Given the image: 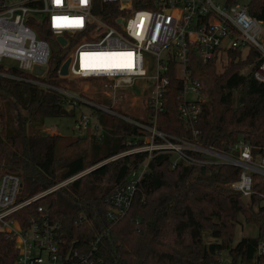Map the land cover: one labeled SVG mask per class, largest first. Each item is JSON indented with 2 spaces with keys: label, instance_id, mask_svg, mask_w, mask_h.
<instances>
[{
  "label": "trees",
  "instance_id": "16d2710c",
  "mask_svg": "<svg viewBox=\"0 0 264 264\" xmlns=\"http://www.w3.org/2000/svg\"><path fill=\"white\" fill-rule=\"evenodd\" d=\"M225 2L243 3L250 15L264 20V0ZM191 57L190 66L206 97L198 120L191 126L182 117L180 83L171 72L158 127L185 139H193L196 128L197 141L225 154H234L233 146L240 139L258 152L264 146V83L254 77L261 62L258 53L251 50L243 56L240 50H231L221 69L218 58L203 62L194 54ZM32 77L29 71L0 64V180L4 173L20 176L23 187L18 201L131 148L133 143L128 142L136 133L134 126L107 113L100 115L103 132L93 134L87 148L81 147L83 138L62 144V134L42 128L31 131L33 122L76 114L75 109H66L57 91L25 79ZM46 79L69 89L77 88L73 81L85 80L60 76L58 66L48 70ZM89 81L98 88L99 80ZM146 160L144 152L109 160L36 198L11 217L26 230L33 220L40 222L43 214L49 215L59 225L56 238L62 251H93L100 264H224V251L231 264H264V256L256 253L264 239L260 195L264 177L254 175V191L245 203L242 194L229 186L241 168L229 163L193 165L181 160L172 166L171 154H156L148 161L149 169L138 182L127 212L110 216L107 197L128 180L133 167ZM240 216L256 225L258 235L243 236L235 243L238 224L244 222ZM18 255L14 233L0 230V264H14Z\"/></svg>",
  "mask_w": 264,
  "mask_h": 264
},
{
  "label": "built area",
  "instance_id": "2783aa9c",
  "mask_svg": "<svg viewBox=\"0 0 264 264\" xmlns=\"http://www.w3.org/2000/svg\"><path fill=\"white\" fill-rule=\"evenodd\" d=\"M60 36L66 39L65 44L58 41ZM53 42H57L59 51L71 49L65 77L99 80V92L111 100L110 105L103 104L87 97V88L69 89L46 78H25L57 91L66 109H90L76 117L72 131L79 138L90 139L103 132L100 115L107 113L134 126L136 133L129 139L131 148L23 201H18L23 187L20 176L2 175L0 230L15 235L19 255L14 264H100L93 251H62L56 238L59 225L49 215L43 214L40 222L33 220L24 230L11 214L105 162L131 153L144 152L147 160L133 167L128 180L107 197L109 215L114 218L127 212L138 182L149 169L148 161L159 153L171 154L172 166L183 160L193 165L229 163L240 167L239 177L230 186L250 198L254 175L264 177V146L255 152L250 143L240 139L233 146L234 154H225L197 141L196 128L193 139H185L158 127L171 72L180 83L178 109L182 117L191 126L198 120L206 97L190 66L193 54L203 62L214 58L220 62L227 60L231 50H240L243 56L256 51L261 62L254 77L264 83V20L250 15L245 4L227 5L225 0H0V64L11 61L10 67L43 76L50 68ZM150 57L157 61L152 75ZM62 65L58 66L60 76ZM43 66L41 74L34 71ZM125 103L133 114L117 109ZM260 195L264 202V193ZM43 250L48 252L45 257ZM256 253L264 256V239L258 242Z\"/></svg>",
  "mask_w": 264,
  "mask_h": 264
},
{
  "label": "rangeland",
  "instance_id": "374dc122",
  "mask_svg": "<svg viewBox=\"0 0 264 264\" xmlns=\"http://www.w3.org/2000/svg\"><path fill=\"white\" fill-rule=\"evenodd\" d=\"M70 51H71V49H69V48H65V49L60 50V51H55L53 48L52 54H51V64L49 65V67L55 68V67L63 64V62L66 59H68ZM225 61L219 62L220 69L223 67ZM5 64L6 65H12V62L6 61ZM156 65H157L156 59H153L152 57H150V64H149V74L150 75H152L156 72V67H157ZM47 76H48V71L43 76H36L35 75V78L44 79ZM72 85L76 86L77 87L76 89L83 90V91L85 88H87V91H84L85 95L87 97L97 101V102H101V103L107 104V105L111 104V100H108V98L103 93L99 92V89H100L99 85H97L98 88H96V84L92 85L91 81H89V80H83V81L76 80V81H73ZM138 89H137V91H138ZM117 109L120 111H123L125 113H129V114L134 113L133 110L128 106L127 103H125L124 105H120V106L118 105ZM86 110L90 111V109L87 106H82L76 110V114L74 116L63 115V116H59V117H47L44 120H42V123L37 124L36 122L35 123L33 122L32 125H30L31 126L30 130L35 132L38 129L42 128L43 131L46 133L62 134L63 136H65V140L62 141V144L69 143L72 141H76L77 138H79V137L77 136L76 132L72 131L71 128L74 124V120L76 119V117L79 116L81 111H86ZM8 118L10 120V117H8ZM9 120L7 119V121L11 124V122ZM89 144H90L89 138L83 139L81 141V147H83V148L89 147ZM59 153L64 154V151L59 150ZM229 186H230V183H229ZM240 219L244 221L242 216H240ZM238 225H239V228L236 229V234H235V238H234L235 243L239 239H241V237H243V236H246V235L257 236L258 235V229H257L256 225L248 224L245 221L241 224H238ZM28 235H30V232H28ZM36 251L37 250H35V252ZM42 254L45 257V256H47L48 252L46 250H43ZM221 258H222V261L224 264H231V257L227 251L222 252ZM50 264H58V263H50Z\"/></svg>",
  "mask_w": 264,
  "mask_h": 264
},
{
  "label": "water",
  "instance_id": "95a60500",
  "mask_svg": "<svg viewBox=\"0 0 264 264\" xmlns=\"http://www.w3.org/2000/svg\"><path fill=\"white\" fill-rule=\"evenodd\" d=\"M96 12H98L97 6H96ZM58 41L61 42L62 44H65L66 43V39L64 37H62V36L58 37ZM53 48H54L55 51H59V46H58L57 42H53ZM69 62H70V59H67L63 63V65L61 67V71H60V74L61 75L66 76L68 74V65H69ZM44 69H45L44 66L41 67V68L40 67L39 68L37 67V68L34 69V71L36 73H38V74H41L44 71ZM242 200L245 203L248 202L247 198H245L244 196H242Z\"/></svg>",
  "mask_w": 264,
  "mask_h": 264
},
{
  "label": "snow or ice",
  "instance_id": "6c2138e0",
  "mask_svg": "<svg viewBox=\"0 0 264 264\" xmlns=\"http://www.w3.org/2000/svg\"><path fill=\"white\" fill-rule=\"evenodd\" d=\"M69 23H78V22H69Z\"/></svg>",
  "mask_w": 264,
  "mask_h": 264
}]
</instances>
